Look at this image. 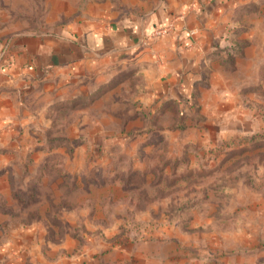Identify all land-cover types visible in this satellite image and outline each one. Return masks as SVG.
<instances>
[{
	"label": "rangeland",
	"instance_id": "rangeland-1",
	"mask_svg": "<svg viewBox=\"0 0 264 264\" xmlns=\"http://www.w3.org/2000/svg\"><path fill=\"white\" fill-rule=\"evenodd\" d=\"M160 1L0 0V43ZM232 9L182 91L152 56L23 97L0 127V264H264V0Z\"/></svg>",
	"mask_w": 264,
	"mask_h": 264
},
{
	"label": "crops",
	"instance_id": "crops-1",
	"mask_svg": "<svg viewBox=\"0 0 264 264\" xmlns=\"http://www.w3.org/2000/svg\"><path fill=\"white\" fill-rule=\"evenodd\" d=\"M237 1L162 0L145 19H124L102 27L88 22L56 37L12 36L6 44L0 43V127H13L23 97L37 92L49 79L62 82L79 77L48 76L52 70L76 73L101 63L156 56L162 77L180 83L178 91H182L208 65L216 47L213 38L231 24ZM161 27H170L169 35L152 40Z\"/></svg>",
	"mask_w": 264,
	"mask_h": 264
},
{
	"label": "built area",
	"instance_id": "built-area-1",
	"mask_svg": "<svg viewBox=\"0 0 264 264\" xmlns=\"http://www.w3.org/2000/svg\"><path fill=\"white\" fill-rule=\"evenodd\" d=\"M169 31H170V27L157 28L155 30V32L153 33V37L158 36V35H163V34L169 33Z\"/></svg>",
	"mask_w": 264,
	"mask_h": 264
}]
</instances>
